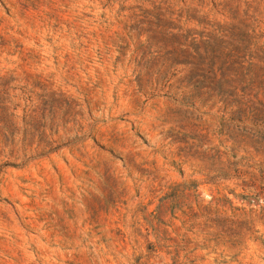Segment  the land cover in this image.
I'll use <instances>...</instances> for the list:
<instances>
[{"label": "rangeland", "instance_id": "374dc122", "mask_svg": "<svg viewBox=\"0 0 264 264\" xmlns=\"http://www.w3.org/2000/svg\"><path fill=\"white\" fill-rule=\"evenodd\" d=\"M0 264H264V0H0Z\"/></svg>", "mask_w": 264, "mask_h": 264}]
</instances>
